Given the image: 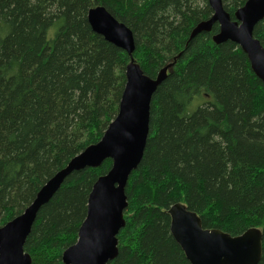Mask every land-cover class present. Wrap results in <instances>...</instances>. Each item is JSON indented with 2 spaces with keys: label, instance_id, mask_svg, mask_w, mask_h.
Wrapping results in <instances>:
<instances>
[{
  "label": "trees",
  "instance_id": "obj_1",
  "mask_svg": "<svg viewBox=\"0 0 264 264\" xmlns=\"http://www.w3.org/2000/svg\"><path fill=\"white\" fill-rule=\"evenodd\" d=\"M235 19L247 0H222ZM104 6L134 34L135 50L97 33ZM208 0H0V227L89 145L119 111L132 59L156 78L143 157L126 186L118 255L107 264H191L171 233L169 208L195 211L232 235L257 227L264 264V84L242 48L216 43ZM264 45V18L254 28ZM74 170L41 206L24 244L31 264H65L95 181L112 167Z\"/></svg>",
  "mask_w": 264,
  "mask_h": 264
},
{
  "label": "water",
  "instance_id": "obj_2",
  "mask_svg": "<svg viewBox=\"0 0 264 264\" xmlns=\"http://www.w3.org/2000/svg\"><path fill=\"white\" fill-rule=\"evenodd\" d=\"M213 9L210 19L199 22L190 38L210 31L215 23L219 31L216 43L231 40L247 54L251 67L264 84V45L254 35L256 24L264 18V0H247L235 11V19L222 0H208ZM88 21L94 31L123 48L130 55L135 50L133 31L115 18L104 6L89 9ZM170 65L156 78L144 73L132 59L126 67V84L116 117L102 138L74 156L38 191L25 210L0 227V264H31L24 244L37 212L59 189L74 170L98 167L111 158L113 165L94 183L88 198L87 214L77 241L67 247L65 264H107L118 255V234L125 226L126 186L129 176L142 160L149 133L150 103L153 93L167 75ZM170 229L191 264H257L263 252V233L257 227L232 235L219 228H205L201 217L181 202L169 208Z\"/></svg>",
  "mask_w": 264,
  "mask_h": 264
}]
</instances>
